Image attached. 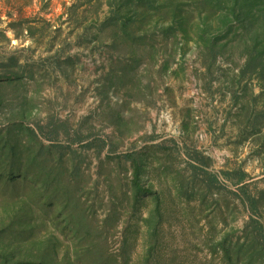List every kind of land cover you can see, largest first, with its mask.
Segmentation results:
<instances>
[{
	"label": "rangeland",
	"instance_id": "obj_1",
	"mask_svg": "<svg viewBox=\"0 0 264 264\" xmlns=\"http://www.w3.org/2000/svg\"><path fill=\"white\" fill-rule=\"evenodd\" d=\"M0 264H264V0H0Z\"/></svg>",
	"mask_w": 264,
	"mask_h": 264
},
{
	"label": "trees",
	"instance_id": "obj_2",
	"mask_svg": "<svg viewBox=\"0 0 264 264\" xmlns=\"http://www.w3.org/2000/svg\"><path fill=\"white\" fill-rule=\"evenodd\" d=\"M122 159H125V160H128V159H131V160H129V161H133V159L132 158H129L128 156H123V157H121ZM135 167V166H134ZM136 186V188H137V190L138 191H141V188L139 187V186H137V184L135 185ZM224 188H222V186H219V191H221V190H223ZM227 240L228 239H226V238H224L223 239V241H222V243H221V245H219L220 247H221V251H222V253H223V257H224V260H226L227 262L228 261H230V252L228 251V245H230V244H228L227 243Z\"/></svg>",
	"mask_w": 264,
	"mask_h": 264
}]
</instances>
